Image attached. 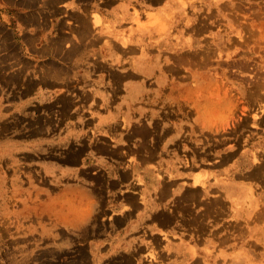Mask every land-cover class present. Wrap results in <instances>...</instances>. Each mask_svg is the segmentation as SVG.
Returning a JSON list of instances; mask_svg holds the SVG:
<instances>
[{
    "label": "rangeland",
    "instance_id": "obj_1",
    "mask_svg": "<svg viewBox=\"0 0 264 264\" xmlns=\"http://www.w3.org/2000/svg\"><path fill=\"white\" fill-rule=\"evenodd\" d=\"M51 1L0 24V264H264V0Z\"/></svg>",
    "mask_w": 264,
    "mask_h": 264
},
{
    "label": "crops",
    "instance_id": "obj_2",
    "mask_svg": "<svg viewBox=\"0 0 264 264\" xmlns=\"http://www.w3.org/2000/svg\"><path fill=\"white\" fill-rule=\"evenodd\" d=\"M25 0H2L3 4L5 5L2 9L0 10V24H45L44 28L46 27V24H49V28H51L52 20H51V4L52 1L48 0V5H47V0L45 1V10H44V20L38 22L35 19V14L36 10L32 9L30 6L25 8L24 10H19V11H12V10H7L6 6H14V5H20L24 4ZM130 0H109V7L107 8V13H105V17L108 20V24H121L122 19H120V15L123 14L125 18L128 16L132 17V9L131 5L128 3ZM176 0H145V3L147 5L146 9L152 8L148 10V12L151 13V16L149 17L148 14H145V21L150 22L152 20V15L161 13L162 11H169V12H176L180 10H175L173 7L174 4L173 2ZM48 6V7H47ZM82 7L81 11L83 14H85L87 6L85 2H82ZM94 7H95V2H94ZM49 8V9H48ZM175 10V11H174ZM34 14V17L31 19V15ZM48 15V16H47ZM48 18V19H47ZM15 20V22H13ZM173 24V22L171 23ZM32 29H37V26H35ZM208 233V232H207ZM181 237L180 240H177L175 245L176 248L178 249L179 247L182 249V251H187L191 253L193 250H197V248L202 247V245L199 244V241L197 240V235L196 234H191L189 232L188 234H183L179 235ZM204 236V235H202ZM223 237V232L218 231L216 234L209 235L206 234L204 237ZM223 239L219 240L220 243H222ZM203 243H208V240H203ZM203 244V245H204ZM219 246V245H218Z\"/></svg>",
    "mask_w": 264,
    "mask_h": 264
},
{
    "label": "bare ground",
    "instance_id": "obj_3",
    "mask_svg": "<svg viewBox=\"0 0 264 264\" xmlns=\"http://www.w3.org/2000/svg\"><path fill=\"white\" fill-rule=\"evenodd\" d=\"M255 96H256V95H255ZM255 96H254V97H255ZM146 131H147V130H146ZM143 132H145V131H143Z\"/></svg>",
    "mask_w": 264,
    "mask_h": 264
}]
</instances>
